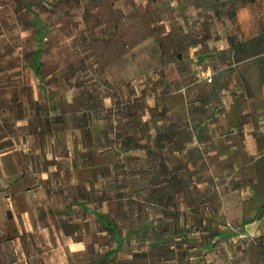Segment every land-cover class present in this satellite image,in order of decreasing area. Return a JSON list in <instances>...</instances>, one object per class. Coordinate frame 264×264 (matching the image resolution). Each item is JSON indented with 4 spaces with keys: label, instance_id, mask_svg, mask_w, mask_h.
<instances>
[{
    "label": "crops",
    "instance_id": "obj_1",
    "mask_svg": "<svg viewBox=\"0 0 264 264\" xmlns=\"http://www.w3.org/2000/svg\"><path fill=\"white\" fill-rule=\"evenodd\" d=\"M236 2L202 3L204 17L195 24L199 36H192L190 25L183 32L186 48L177 58L191 78L186 91L172 94L180 106L156 102L151 110L166 107L162 117L119 120L127 126L118 136L112 119L97 118L96 101L82 91L64 101L66 108L50 107L43 123L33 115H6L20 100L2 101L7 108L0 107V264H115L121 249L111 256V247L102 253L94 243L105 234L113 241L115 233L123 242L129 236L142 242L130 252L146 253L132 264H205L191 259L214 248L225 258L221 264H264V10L255 0ZM23 59L34 79L51 76L38 77ZM170 76L166 85L174 80ZM45 87L38 82L30 88ZM2 88L10 92L13 85ZM48 98L42 100L49 104ZM77 98L83 101L76 104ZM144 181L157 183L146 198L126 191L129 183ZM162 193L166 209L159 205ZM124 203L130 210L145 204L160 212L151 217L138 212L137 227L121 233L107 208L122 210ZM187 204L206 212L196 228L181 220L178 206ZM212 217L213 225L207 222ZM101 219L113 221L115 231ZM172 220L179 227L162 228ZM158 237L167 242L160 244ZM240 241L260 257L227 259V252L239 256ZM127 260L120 264H130Z\"/></svg>",
    "mask_w": 264,
    "mask_h": 264
},
{
    "label": "rangeland",
    "instance_id": "obj_2",
    "mask_svg": "<svg viewBox=\"0 0 264 264\" xmlns=\"http://www.w3.org/2000/svg\"><path fill=\"white\" fill-rule=\"evenodd\" d=\"M40 1L41 3L33 4L31 11L23 9L17 13L16 9H19L20 5L18 0H0V107L7 108L3 104L6 99H19L20 102L13 103V107L6 109L5 114L10 116L13 111L14 115L21 119L33 115L36 118L35 121L43 123L51 115L52 108H66L63 105L64 101L69 99L75 91L88 89L93 92V89H98L100 98L103 99L100 102V108L95 112L96 117L105 116L115 119L112 130L116 128L117 132H120L123 128L126 129L127 125L118 124L119 120L131 119L134 123L136 119L132 117L142 115L146 119L150 115L151 107L157 104L156 102L160 101L167 107V103L171 100L177 107L180 106L179 98H176L178 96H172V94L175 90L176 95L186 91L188 80L191 78L184 70V61H178L177 58L186 48L183 32L188 31L187 27L190 25L192 36L198 37V26L195 24L204 17L202 13L204 6L202 5L200 10L201 4L205 3L206 6L214 7L217 0ZM242 1L237 0L238 3H236L240 5ZM255 1L264 10V0ZM34 13L39 14L43 21L40 28L44 29L46 25L48 27L43 53V62H45L43 71L51 76L41 82L34 79L30 71L26 72L23 59L35 45L33 30L30 26ZM189 39L187 37L186 41ZM7 54L8 59H6ZM172 65L173 73L170 69ZM6 69L13 70L10 74H6ZM169 75L174 80L166 85L164 82ZM193 78L196 82L199 79L198 76ZM7 82L13 85L10 92L2 88ZM38 82L48 88L32 91L30 87ZM24 83H28L29 86H24ZM49 85L55 88H50ZM73 87L74 90H72ZM44 95L49 97L47 101L49 104L42 100ZM73 101L77 104L83 99L77 98ZM130 101H134L135 107L138 105L139 113L134 111L133 114H126V105ZM165 108L151 110V115L162 117ZM174 110L177 111L178 108ZM171 113L177 115L182 112ZM167 114L169 113H165ZM22 122L26 123V120L23 119ZM128 185L126 189L128 193H135L144 199L157 183L144 181V183ZM199 206L196 204L197 210L190 208L191 204L178 206L181 208L178 210L181 220L184 222L185 217L187 225L191 228L198 227V218L206 216L202 205ZM136 207L138 209L130 210V205L124 203L122 210L116 209L115 206L106 208L116 217L115 223L120 232L125 233L130 227L135 225L137 227L138 212L143 216L148 213L150 217L160 212L159 208L147 207L145 204H136ZM175 210L172 205L170 211ZM207 222L213 225V217ZM138 240L136 236H129L124 240L123 245L119 246L121 251L118 250L115 255V264L129 259L132 254L130 251L141 247L142 242ZM94 243L98 245L95 248L96 251L101 249L102 253H105L108 247L112 249L116 245L107 234L95 237ZM240 250L238 257L234 254L235 252L231 255L227 252V259L231 256L242 263L251 260L252 257L256 260L260 257L259 254L254 253V250H250L244 241L240 244ZM218 251V248H214L207 254L196 253L191 260L195 263L203 261L205 264H221L225 258L220 257Z\"/></svg>",
    "mask_w": 264,
    "mask_h": 264
},
{
    "label": "trees",
    "instance_id": "obj_3",
    "mask_svg": "<svg viewBox=\"0 0 264 264\" xmlns=\"http://www.w3.org/2000/svg\"><path fill=\"white\" fill-rule=\"evenodd\" d=\"M61 1V0H59ZM18 2L20 3V5L18 6L19 9H16V12L19 13L21 12L23 9H25L26 11H31L32 10V7H33V4H38V3H41L40 0H34L32 2H29L28 0H21ZM30 26L33 30V36H34V41H35V45L33 47V50L28 53V54H25V59L29 62L28 63V67H30L38 77L40 78H43L45 76V73L43 71V66L45 64V62H43V60L40 59V56L41 54H43L44 50H45V40H46V35H47V30H48V27L47 25L44 26L43 28L44 29H41L40 26L41 24H43V21L41 20L39 14L37 13H34L33 14V17L31 18L30 20ZM81 91L83 92L82 93V96L85 98L87 97L88 99L90 98H93V100H95L97 103L96 104V107H98V109L100 108L101 106V103L102 102V97L100 98V95H99V92H96V93H91L90 90H86V89H81ZM134 101H130L129 104H127L126 106V114H130L134 111H137L138 110V107L133 104ZM135 107V108H134ZM82 109H87L88 107L86 106V104L82 105L81 106ZM125 108V107H124ZM138 112V111H137ZM164 113V111H163ZM150 114H151V110H150ZM117 120V119H116ZM119 120V118H118ZM115 122V119L113 120L112 119V123ZM111 123V124H112ZM113 126V125H112ZM114 132H115V135L118 136V132H117V129L115 128L114 129ZM126 142H130V140H127ZM165 192V191H164ZM179 192H181V189L179 190ZM164 197H165V194L162 193L158 199L159 201V205L166 209L167 208V201L164 200ZM174 204V203H173ZM130 205V204H129ZM130 207H133L132 205H130ZM175 214V213H174ZM173 214V215H174ZM100 218H102V216L100 215ZM176 218V217H175ZM101 222L104 224L105 227H109L112 231H115V227L113 225V221H106L105 219H101ZM108 222V223H107ZM166 221H164L163 225H162V228L164 229H168L170 228V224L172 225L173 228L176 229V227L178 226L177 222L172 220L170 221L169 224L165 223ZM161 226V224H159ZM157 226V228H160V226ZM179 227V226H178ZM179 238H181L180 236L177 237L175 236V239L176 241L178 242V244H180L179 242ZM112 239H113V242L116 244L115 247H113L111 249V253L110 255L113 256L115 254V252L118 250L119 246L122 244L123 240L115 233L112 235ZM158 240H160V244L164 245L166 242H167V237H158L157 238ZM145 251L141 252V253H132L131 254V258L127 260V262H129L130 264H132V262L135 260V257L136 255H145Z\"/></svg>",
    "mask_w": 264,
    "mask_h": 264
}]
</instances>
